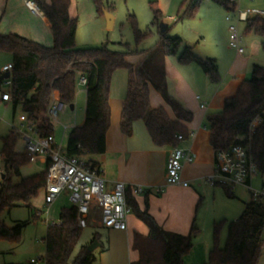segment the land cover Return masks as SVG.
I'll use <instances>...</instances> for the list:
<instances>
[{"label":"trees","instance_id":"trees-1","mask_svg":"<svg viewBox=\"0 0 264 264\" xmlns=\"http://www.w3.org/2000/svg\"><path fill=\"white\" fill-rule=\"evenodd\" d=\"M48 18L53 34L51 46L15 33L0 32V53L12 55L11 86L9 93L14 110L22 107L23 113L36 122L39 135H54L53 125L48 116V108L55 92L67 105L75 103L78 80L84 74L87 78L86 120L73 128L68 135L65 153L68 156L83 157L102 155L106 152V136L111 126L110 90L113 74L119 69L128 72L127 95L122 105L120 129L124 135L134 134V123L143 120L155 146L159 148L179 146L181 134L188 139L194 114L179 100L169 94L165 87V59L177 55L182 39L170 38L162 33L163 61L145 63L147 58L134 66L127 57L140 54L138 46L149 36L134 24L137 47L135 50L117 52L107 46L99 48H79L76 44L77 18L71 17V0H31ZM227 11H235L237 2L214 0ZM98 4V0H95ZM199 7L193 2L183 17L192 18ZM98 10L101 9L98 6ZM159 10H155L158 19ZM168 29V26H167ZM253 32L264 38V17H250L246 22L245 33ZM264 50V40L261 42ZM179 63H197L212 82H219L220 76L215 59H197L190 48L182 51ZM2 83L0 84L1 88ZM150 85L160 90L176 118H171L167 110L150 104ZM261 124L256 128L249 143L250 124L256 118ZM206 126L211 132L210 144L217 152L227 150L235 144H250L251 153L260 170L264 169V66L255 64L252 76L245 79L233 97L226 98L221 110L206 115ZM20 134L11 130L2 137L1 159L5 163V178L0 181V215L6 209L26 205L32 208L31 201L40 191L45 190L47 168L31 176L14 182L13 176L20 175L23 166L30 163L24 150H16ZM90 164L91 162H87ZM98 166L97 163L92 164ZM99 167V166H98ZM229 197H234L230 186L222 185ZM144 208L141 209L133 193L127 191V202L131 212L148 228L147 235L134 233L132 249L139 258L131 264H184V257L194 245L199 228L193 222L188 234L183 235L164 230L149 212V194L144 193ZM36 215V213H33ZM37 214H39L37 212ZM60 223L48 224L44 238L46 264H94L96 257L87 245H82L75 253L82 234L77 222V209L63 208ZM26 223L7 227L0 220V239L19 241ZM222 222L214 225V243L205 264H258L264 243V197L254 199L253 195L245 202L244 210L235 221L228 224L225 245H219V232ZM100 238L95 233L92 241ZM75 253V255H74Z\"/></svg>","mask_w":264,"mask_h":264},{"label":"rangeland","instance_id":"rangeland-1","mask_svg":"<svg viewBox=\"0 0 264 264\" xmlns=\"http://www.w3.org/2000/svg\"><path fill=\"white\" fill-rule=\"evenodd\" d=\"M195 1H199V7L195 16L192 18L183 17L189 6ZM6 4V0H0V17L1 12L6 10ZM98 6L103 13L98 10ZM254 8L264 10V0H255V2L237 0L235 11H227L214 0H98V4L95 0H71L70 15L78 20L76 44L79 48L107 46L110 50L117 52L135 50L137 44L134 24L136 23L142 32H150V36L138 46V49L142 51L140 54L129 56L131 57L129 59L131 63L134 64L135 59L139 62L145 58H147L146 64L151 61L155 62L154 64L156 65L162 62L164 58L162 56L163 39L161 34L166 32L165 35L167 37H179L182 39V45L178 54L169 56L173 64L186 69V65L179 63L178 57L182 51L193 45L207 59L212 56H218L219 75L224 76L223 72L227 61L237 57L239 54L236 48L230 46L229 26L231 23L238 27L239 34L242 36L241 46L246 51V54L252 53L256 59L261 56L264 60V50L261 46L264 38L253 32L245 33L246 22L238 21L239 11ZM156 9L159 10L158 19L155 18ZM106 12H109L113 16L111 28H108ZM227 16L231 17V23L226 19ZM165 25L168 26V29L162 32V28ZM49 32L50 44H53V35L51 31ZM11 61L12 55L10 53H0V73L3 67ZM261 66H264V64ZM193 69H198L197 73L188 70L189 72L186 71L184 75L191 82L194 94L202 96V92L206 90L204 81L210 83L211 80L206 76L201 67L200 70L196 67ZM251 76L252 73H250L247 79L251 78ZM127 79L128 72L126 69H119L113 74L111 90L115 95H127ZM179 86L176 76L171 75V77L165 78L167 92L186 107V101L184 99L183 101L179 95L183 86ZM178 88L180 89L179 92ZM6 89L7 86L2 83L0 99L2 91ZM85 99L86 88L78 85L75 109L72 110L69 107L70 105H68L67 109L59 114L57 120H50L53 125L55 139L63 147L67 144L68 135L71 130L83 123ZM22 114L23 110L21 106L17 108L16 114H14L13 103L11 101L8 103L0 101V152L2 137L12 129L18 132L17 129L21 128L20 116ZM172 118L175 119L173 114ZM80 122L82 123L80 124ZM140 124L142 125L141 133L138 134V128L134 126V136L128 140L130 141L129 143L135 141L134 139H136L137 135L141 139L143 135L146 139H149L150 135L143 120H141ZM204 124L206 125V122ZM64 126H68V130L64 131ZM16 150L20 153L24 151V139L21 135L17 140ZM126 155H129V153H126ZM111 157V154H109L105 163V174L107 177L114 176L117 172V164L112 161ZM99 159L101 160L102 158ZM124 160L128 162L126 157H124ZM45 168L46 165L39 160L30 162L21 168L19 176H13V180L14 182H18L21 178L39 173L45 170ZM4 173L5 163L0 159V181ZM263 181V176H255L251 181L253 190L262 191ZM204 187V193L201 192L202 198L200 204L196 206L198 203L196 201L193 207L194 222L199 228V233L193 240L194 245L192 249L186 255V264L189 261H191V264H205L207 262L209 251L214 243V225L216 222H222L219 232V245L221 247L225 245L228 224L231 221L237 220L244 210L245 202H248L252 195V191L242 185L230 186L233 189L234 197H229L221 184L211 186L206 183ZM154 195L156 200H153L152 210L156 213L150 214L152 216L155 214L154 218H156V216L160 217L162 215L161 212H166L171 207L164 206L161 202L162 197H166V194L162 195V193H159ZM44 196L45 192L42 190L33 199V209H30L26 205H19L4 210L0 215V220L10 228L18 223H26L22 229L19 241L0 239V264H33L31 263L32 259L38 261L42 258L44 259L46 251L44 238L48 224L57 223L61 210L72 206L67 192H63L50 206L45 204ZM176 198V200H181V197ZM137 200L141 204L144 203L142 197H138ZM183 200L185 206L182 210L185 211L187 207L191 206L190 199L186 198ZM33 213H36V215ZM94 217L98 219V214H95ZM132 217L129 216V220ZM95 233L100 238V245L93 251L96 257L94 264H130L129 233L101 227L95 223H89L87 227L82 229L80 243L75 253L82 245L89 247L94 242L92 240ZM258 264H264V248L262 249Z\"/></svg>","mask_w":264,"mask_h":264},{"label":"crops","instance_id":"crops-1","mask_svg":"<svg viewBox=\"0 0 264 264\" xmlns=\"http://www.w3.org/2000/svg\"><path fill=\"white\" fill-rule=\"evenodd\" d=\"M6 2V10L1 12L2 14L0 17L1 33H15L48 46L52 45L50 44L51 42L48 37L50 33L49 31H51V24L48 18L40 10H31L26 5V0H6ZM249 2H255V0ZM8 11L10 12L7 13ZM211 58L215 59L216 63L218 64V56H212ZM129 59H131V57L128 56V62H130ZM141 61L142 59L139 62L137 59H135L134 64L131 62L130 63L134 66H137ZM8 64H12V61ZM255 64H264L263 57L260 56L258 59H256L254 54H246V51L243 54H238L237 57L227 61L226 68L223 72L224 76L221 74L219 75V82L211 83V81L210 83L214 84L211 85L207 81H204L206 90L205 92H202V96H200L194 94V91L191 88V82L184 75V73L186 74V71L188 70L197 73L198 69L193 68L196 67L200 70V66L193 62L187 64L185 67L186 69H182L183 67H178L177 65L173 64L169 57L165 59L166 77H171V75L177 77L178 85L183 86L181 88V94L179 93L180 98L186 101V108L191 110L194 114L192 122L187 124L190 131L194 133V136L181 141L179 145L183 148L191 149L197 155L195 162L186 165L183 171V178L190 183L188 187H184L182 185L166 184V164L172 150L171 147L159 148L154 145L150 136L149 139H146L144 135L142 139L139 135H137L136 139H134L135 141H131V143H129L130 141L128 140L132 139L134 134L131 137H127L120 129L121 110L126 96H124L125 94L115 95L112 90H110L111 126L106 136V152L102 155H87L81 158L86 162H91L90 164H98L106 180V187L109 190L113 189L115 183L119 181L128 185L140 186L149 190V212L151 214L156 213L152 210L153 200H156L154 194H159L157 190L160 188L163 189L161 193L162 195L166 194V197H162L161 202L164 206L167 205L171 207V209L163 213L161 212L162 215H160V217L156 216V222L166 231L183 235L188 234L193 222L195 221L193 212L194 204L196 201L198 202L196 206L200 204L202 198L201 192L204 193L203 191L205 190V178L212 173L215 164V152L209 141L211 132L204 124L206 115L211 113V111L215 112L222 109L225 99L233 97L236 94L241 83L249 77L250 73H252V68ZM218 68L220 69L219 66ZM2 73L3 72L0 74ZM80 87L86 88V86L83 85H80ZM7 90L8 88L5 91ZM5 91H2V93ZM179 91L180 89L178 88V92ZM57 97H59V95L57 92H55L53 99ZM0 101H2V99H0ZM2 102L8 103L7 101ZM150 104L152 108H158L160 106L164 107L171 118L172 114L176 118L173 110L164 99L162 92L157 90L152 85H150ZM16 111L14 110V114H16ZM85 120L86 113L83 123ZM140 122L141 120H138L134 123V126L138 128V134L141 133L142 130V125ZM81 123L82 122H80V124ZM68 128V126H64V131L68 130ZM126 153H129V155H126ZM109 154L112 156V161L117 164V172L114 176L107 177L105 174V163L107 162V156ZM124 157L128 159V162H125ZM99 158H102V161ZM40 162L45 164L42 161ZM43 191L45 192V190ZM144 193L133 195L136 197V199L138 197H142L144 200ZM176 197H181V200H176ZM186 198L190 199L191 206L187 207V209L183 211L182 208L185 206L183 199ZM139 205L141 209L144 208V203H139ZM129 216L133 217L129 220ZM129 216L128 229L119 231H126L130 235L129 261L131 264L132 262L137 261L139 258L138 252L132 249L134 233L137 231L141 234L147 235L149 230L142 221L133 215L132 212L129 214ZM94 219L97 220L95 217ZM186 261L187 257L185 256L184 264H186ZM188 264H191V261H189Z\"/></svg>","mask_w":264,"mask_h":264},{"label":"built area","instance_id":"built-area-1","mask_svg":"<svg viewBox=\"0 0 264 264\" xmlns=\"http://www.w3.org/2000/svg\"><path fill=\"white\" fill-rule=\"evenodd\" d=\"M236 1L237 0H231ZM254 1V0H249ZM26 5L33 11L39 10L31 0H26ZM264 17V10L246 9L238 12V21L247 22L250 17ZM231 23V17L226 18ZM230 46L237 49L239 54L245 52L241 46L242 36L239 34L238 27L230 24ZM12 64L5 65L2 72H11ZM3 83L8 90L2 93V101H12L9 93L11 79H5ZM78 85H87V78L84 74L80 75ZM68 105L54 98L48 108V116L57 120L59 114L67 109ZM203 107V106H202ZM21 128L17 129L24 139V150L27 152L30 162L37 160L48 163L47 182L45 188V204L52 205L63 192H67L73 207L77 209V222L80 228H85L89 223L114 230L128 229V216L131 208L127 202V191L133 194H142L147 189L140 186L128 185L124 182H116L113 189L106 187V180L100 167L88 164L82 158L68 156L61 144L56 142L54 135L41 136L38 133L36 122L30 120L26 114L20 116ZM262 120L256 117L250 124L249 143L256 128ZM66 128V127H65ZM190 133L189 137H193ZM178 139L184 141L185 137L179 134ZM197 155L191 149L181 146L172 148L166 164V184L189 186V182L183 178V171L186 165L195 162ZM1 159V153H0ZM261 175L264 179V169L260 170L255 163L251 153L250 144H235L227 150L215 152L214 170L205 178V182L211 186L242 185L252 191L254 199L264 197V181L262 191L253 190L252 179ZM163 189H158L161 193ZM98 214V219L94 215ZM60 223V220L57 223ZM50 224V223H49ZM264 248V243L262 249ZM33 264H46L45 258L38 260L32 259Z\"/></svg>","mask_w":264,"mask_h":264},{"label":"water","instance_id":"water-1","mask_svg":"<svg viewBox=\"0 0 264 264\" xmlns=\"http://www.w3.org/2000/svg\"><path fill=\"white\" fill-rule=\"evenodd\" d=\"M106 15H107V24H108V28H111V26H112V21H113V16H112V14H110L109 12H106ZM166 29H167V25H165V26L162 28V32H164ZM190 49H191V51H192V54H193L197 59H199V60H201V61H204V62L207 61V58L204 57V56L202 55L201 51H200L198 48L194 47L193 45H190ZM10 76H11V73H10V72H5V73L0 74V84H1L5 79L10 78ZM69 107L73 110V109H74V104H71ZM4 178H5V174L2 175V179H4ZM99 245H100V242H99L98 240H95V241H94V242L88 247V249H89L90 252H93V251L96 249V247H98Z\"/></svg>","mask_w":264,"mask_h":264}]
</instances>
